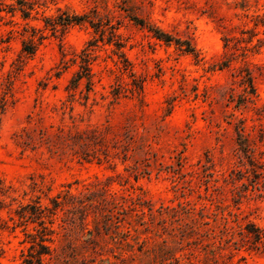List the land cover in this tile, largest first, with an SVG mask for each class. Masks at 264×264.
Instances as JSON below:
<instances>
[{
  "label": "rangeland",
  "instance_id": "374dc122",
  "mask_svg": "<svg viewBox=\"0 0 264 264\" xmlns=\"http://www.w3.org/2000/svg\"><path fill=\"white\" fill-rule=\"evenodd\" d=\"M262 13L0 0V264L42 250V226L41 264H264ZM36 203L43 225L19 215Z\"/></svg>",
  "mask_w": 264,
  "mask_h": 264
},
{
  "label": "trees",
  "instance_id": "16d2710c",
  "mask_svg": "<svg viewBox=\"0 0 264 264\" xmlns=\"http://www.w3.org/2000/svg\"><path fill=\"white\" fill-rule=\"evenodd\" d=\"M19 3V9L20 11L22 12V15L24 17H27V9H32V3L31 4H25L27 2H18ZM83 17L82 16H68L66 17L65 19H63L61 22H58L60 25L62 26H65L71 22H80L82 21ZM133 21L138 24V25H141V26H144V21L141 20V19H138L136 17L132 18ZM252 21H253V26L254 28H257V27H261L262 28V34H263V38H258V42L264 46V13L262 14H255L252 18ZM56 23V22H55ZM56 25V24H54ZM153 35L155 38L159 39V40H162L164 41L165 43H170L172 41V36H170L169 34L165 33V32H162L160 31L159 29H154L153 30ZM174 41H176V43L181 46V41L179 39H175ZM186 47L183 49L184 51L186 52H192L194 51V48L192 46H190V44L188 42H186ZM23 51H27L28 53H31L32 51L29 50L28 48H26L25 46L23 47ZM81 76H79L80 78ZM248 85L251 87L252 91L251 93H254L253 92V88H252V83H251V80L250 78L248 79ZM67 197H72L71 195H68ZM52 202V208L50 209V213H54L53 211H55V209L57 207L60 206V204L62 203L61 201L57 200L56 198H53L51 200ZM45 209H49L48 207L46 206H42L41 204H33V205H25L21 208V211L19 213V215L24 218L25 220L27 221H30V222H36L38 225H43L44 222L42 220V217L44 216V210ZM49 223H52L51 221H49ZM43 230H41L38 234V242L37 244L40 246V248L42 250H39L37 251L34 255L33 254H29L28 256L29 257H26L23 259V264H41L42 263V256L43 255H50V245H44L42 244V242L44 241H49V242H52L53 239H52V233H54V230L53 229H50V228H47L46 226H42ZM46 229H48V231L46 232H43L45 231ZM47 235V236H46ZM33 245H31L32 247Z\"/></svg>",
  "mask_w": 264,
  "mask_h": 264
}]
</instances>
